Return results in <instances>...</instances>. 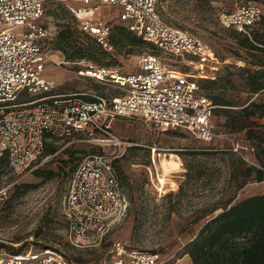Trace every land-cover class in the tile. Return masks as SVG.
<instances>
[{
    "label": "rangeland",
    "instance_id": "rangeland-1",
    "mask_svg": "<svg viewBox=\"0 0 264 264\" xmlns=\"http://www.w3.org/2000/svg\"><path fill=\"white\" fill-rule=\"evenodd\" d=\"M247 1L261 6V20L252 31H262L264 0H161L159 9L163 21L200 38L218 60V64H209L216 65V69L205 68L203 74L178 58H166L165 62L196 75L199 85L227 68L237 71L250 67L243 61L247 55L237 45L243 34L223 27L218 20L220 12H230ZM114 11L108 7L101 11V16L110 20L113 28L122 25L112 18ZM43 21L50 33L48 57L53 61L46 66L44 76L55 83L52 94H76L82 98L94 92L101 96L113 95L116 89L109 83L81 75L87 60L68 62L62 52L55 50V40L63 26L70 28L72 38L79 45L87 46L91 42L80 33L76 19L65 6L48 3ZM147 53L161 56L150 44L142 48L118 46L102 62L108 64L106 68L126 76L138 72V59ZM234 82L239 93L232 96L245 100L248 95L242 89L243 82L237 76ZM25 94L20 95L19 101L27 99ZM257 122L264 124V118ZM211 124L215 137L204 142L182 130L160 129L143 120L115 119L113 124H108L109 132L121 143L114 145L110 136L98 133L48 139L55 152L38 159L30 172L16 175L0 166V246L23 251L56 250L69 264H111L112 250L120 244L128 251H157L177 264H190L188 256H180L183 246L221 209L192 224L195 217L210 213L232 197L236 201L264 194V181L250 180L238 188L242 181L236 175L239 160L247 166L260 167L251 143L243 133H227L221 116L213 115ZM96 152H114L118 156L115 167L129 208L125 220L99 247L78 249L67 239L61 200L76 163ZM165 158L176 160L180 169L168 177V183L160 190L158 177L163 174L161 161ZM36 171L41 175L37 176ZM49 172L54 173L51 178H47ZM22 184L28 185L27 190L17 192L16 186ZM171 193L176 195L168 197Z\"/></svg>",
    "mask_w": 264,
    "mask_h": 264
},
{
    "label": "built area",
    "instance_id": "built-area-1",
    "mask_svg": "<svg viewBox=\"0 0 264 264\" xmlns=\"http://www.w3.org/2000/svg\"><path fill=\"white\" fill-rule=\"evenodd\" d=\"M65 6L79 30L108 52L111 23L101 16L114 9L115 18L128 31L151 44L156 54L138 59V72L120 76L115 70L84 62L82 76L109 83L120 94L85 100L76 94H52L53 80L44 76L49 62L50 33L44 24L46 4ZM160 0H0V158L7 157L13 174L30 172L48 139L94 133L108 135L115 118L143 120L157 128L184 131L196 140L214 137L211 119L215 106L196 75L172 68L166 58H178L199 70L216 69L218 60L209 46L184 29L165 23ZM262 16L253 1L218 14L219 23L250 36ZM55 63V62H54ZM57 64V63H56ZM212 71V70H211ZM25 92L27 99L19 101ZM238 152L237 147H233ZM113 153H90L77 164L61 200L67 239L78 249L99 247L126 218L128 200L120 186ZM111 264H177L157 251H128L120 244L112 250ZM0 264H69L52 249L29 248L15 253L0 246Z\"/></svg>",
    "mask_w": 264,
    "mask_h": 264
},
{
    "label": "trees",
    "instance_id": "trees-1",
    "mask_svg": "<svg viewBox=\"0 0 264 264\" xmlns=\"http://www.w3.org/2000/svg\"><path fill=\"white\" fill-rule=\"evenodd\" d=\"M252 30L250 36L240 32L243 37L237 41L239 49L247 55L243 61L250 67L239 68L237 71L227 68L222 74L213 79L204 80L200 85L215 106L213 115L224 118L227 133L244 134L245 139L251 143L255 158L260 164V167H256L247 166L241 160L237 162L236 175L237 178H242L238 188L250 180L264 181V124L257 122L264 118V29L262 31ZM80 33L90 39L91 42L87 46L79 45L72 38L70 28L63 26V30L56 37L55 50L62 52L65 61L68 62L85 59L97 66H108L102 60L109 56V52L103 49L93 37L81 31ZM109 41L113 48L118 46L142 48L149 44L132 34L123 25L111 27ZM155 51L157 50L155 49ZM235 76L243 82L242 89L248 95L245 100L239 96H232L234 93H239L234 82ZM82 134L86 135V133ZM54 152L55 147L46 141L40 158L52 155ZM116 162L115 159L114 167ZM0 166L9 169L6 155L0 158ZM115 170L117 173L116 167ZM35 174L41 175L39 171H36ZM53 175V172H49L47 178H51ZM119 183L122 187L120 179ZM27 188L28 185L25 184L16 186L17 192L26 191ZM173 195L176 194L171 193L167 196ZM218 209H221V212L203 224L197 234L183 246L180 256L187 255L190 264H264V194L236 201L232 197L210 213H203L195 217L191 223L202 220ZM8 249L15 253L24 252L23 250Z\"/></svg>",
    "mask_w": 264,
    "mask_h": 264
},
{
    "label": "bare ground",
    "instance_id": "bare-ground-1",
    "mask_svg": "<svg viewBox=\"0 0 264 264\" xmlns=\"http://www.w3.org/2000/svg\"><path fill=\"white\" fill-rule=\"evenodd\" d=\"M172 157H175L172 155ZM178 158V157H177ZM178 160H180L178 158ZM181 161V160H180ZM161 168L163 170V174L161 176L158 177V183H159V189L163 190L165 185L168 183L169 181V176L173 173L176 172L177 170L180 169V164L173 159H163L161 161ZM174 185V184H173ZM176 189V188H175Z\"/></svg>",
    "mask_w": 264,
    "mask_h": 264
},
{
    "label": "crops",
    "instance_id": "crops-1",
    "mask_svg": "<svg viewBox=\"0 0 264 264\" xmlns=\"http://www.w3.org/2000/svg\"><path fill=\"white\" fill-rule=\"evenodd\" d=\"M113 87V86H112ZM114 88V87H113ZM114 89H116V88H114ZM118 94H120V91L118 90V89H116V90H113V95H111L110 97H108V96H101L100 94H98V92H94L93 94H88V95H85V100H94V98L95 97H99V96H101V97H105V98H112V97H114V96H116V95H118ZM115 119H126V118H120V117H118V118H115ZM115 119H112V120H110L109 122H108V124L110 125V124H113L114 123V121H115ZM109 127V126H108ZM110 129V128H109ZM260 194H262V193H260ZM109 236V235H108ZM194 237V236H193ZM186 257H187V255H186Z\"/></svg>",
    "mask_w": 264,
    "mask_h": 264
}]
</instances>
